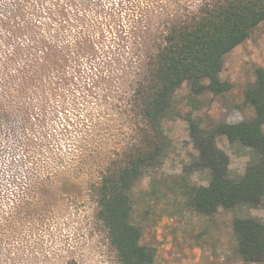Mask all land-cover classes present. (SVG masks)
<instances>
[{"label": "rangeland", "instance_id": "rangeland-1", "mask_svg": "<svg viewBox=\"0 0 264 264\" xmlns=\"http://www.w3.org/2000/svg\"><path fill=\"white\" fill-rule=\"evenodd\" d=\"M122 3L0 0V264H118L92 201L65 191L59 172L79 154V144L87 151L83 159L76 156L80 169L73 180L87 178L108 152L138 136L127 124L126 92L147 19L137 20ZM65 20L72 23V34L79 23L91 30L89 52L66 62L61 57L35 62L43 56L37 43L61 32ZM259 68H264V23L226 56L221 78L232 85L229 93L193 99L187 86L179 91L175 113L165 123L167 157L132 191L133 222L142 228V242L155 251V264H253L240 257L233 221L264 222V202L213 216L190 207L186 188L207 185L209 173L188 172L197 152L186 118L198 119L206 129L251 119L255 110L245 92ZM85 83L96 86L93 92L84 91ZM91 120L110 125L83 142ZM217 143L230 156L231 175L241 178L252 151L225 136Z\"/></svg>", "mask_w": 264, "mask_h": 264}, {"label": "trees", "instance_id": "trees-1", "mask_svg": "<svg viewBox=\"0 0 264 264\" xmlns=\"http://www.w3.org/2000/svg\"><path fill=\"white\" fill-rule=\"evenodd\" d=\"M123 3V7L136 14L137 20L144 16L147 19L146 35L141 37L134 54L136 66L126 92L130 117L127 124L138 136L120 150L108 152L94 164L87 178L73 180V172L80 169L78 155L83 159L87 151L79 144L75 150L78 158L74 154L59 173L64 176L65 191L87 194L92 201L95 220L105 232L118 264H155V251L142 242V228L133 222V188L147 170L160 166L166 159L169 138L165 123L175 113L176 97L184 86L188 87V97L193 99L231 91L232 85L221 78L225 58L264 23V0H123ZM59 25L63 34L57 32L37 43L36 51L43 56L35 62L48 58L51 61V57H61L66 62L89 52V28L79 23V32L72 34L71 22L61 21ZM151 28L159 29L151 33ZM73 81L68 78V85L75 86ZM95 87L85 83L84 91L93 92ZM245 98L255 110L249 120L217 122L206 129L198 119L186 118L197 152L188 172L209 173L207 185L186 188L190 207L203 216L242 206L258 208L264 202V68L257 69L256 81L247 88ZM103 125L110 123L91 120L82 141L93 137ZM68 126L74 124L68 120ZM219 136L252 151L239 179L231 175V159L218 146ZM233 229L242 260L264 264V222L235 217ZM66 264L79 263L70 260Z\"/></svg>", "mask_w": 264, "mask_h": 264}]
</instances>
